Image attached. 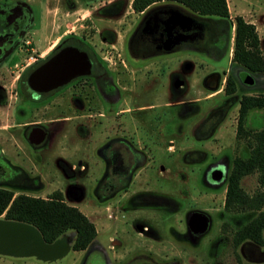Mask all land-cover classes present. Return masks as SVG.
Listing matches in <instances>:
<instances>
[{"label": "flooded vegetation", "instance_id": "flooded-vegetation-1", "mask_svg": "<svg viewBox=\"0 0 264 264\" xmlns=\"http://www.w3.org/2000/svg\"><path fill=\"white\" fill-rule=\"evenodd\" d=\"M92 1L94 0H0V186L12 189L13 195L19 192L29 194L27 191L42 188L40 181H33L40 179L38 173L28 172L20 160L15 159L17 152L21 157L27 152L36 155L42 151H54L59 134L75 119L79 121L80 129L86 132L90 130L87 119H97L102 126L106 119L122 118L129 114V110L149 111L147 109L154 104L121 106L125 95L132 94L135 90L141 93L146 90L144 87L140 89V85L132 87L127 84L129 70L134 76L142 68H145L143 72L148 75L160 74L150 63L158 62L156 68H159L160 63L165 61V55L180 49L204 48L203 50L218 55L223 53L222 48L214 44L218 31L210 29L206 20L189 13L181 4L157 0L138 11L131 7L136 12V17L128 27L123 43L126 60L146 62L127 65L123 61V55L117 53L118 60L110 64L107 62L109 57L102 53L100 41L108 39L113 42L116 39V28L109 27L107 32L103 29L97 31L100 38L97 40L91 38L93 31L86 32L85 27L78 30L63 28L68 23L59 21L64 14L62 8H66L65 14L69 15L77 11V5ZM98 8L95 10L102 14H115L117 0H107V3L103 2ZM187 16L190 18L188 22ZM98 18L105 19V16ZM76 19L78 17L73 21ZM151 67L154 69L152 72ZM226 72L239 75L243 81L247 76L237 68L232 69L230 65ZM168 77L172 80L174 91L183 86L180 70H172ZM211 78L214 79L211 85L215 87L216 77ZM180 101L177 106L182 108L183 100ZM171 102L175 101L169 100L165 105L175 104ZM223 110V106L222 110L219 107L211 108L207 117L199 123V128L207 129L208 133L213 131ZM162 114L165 121V111ZM154 116L162 119L160 114ZM167 140L171 139H161L160 143ZM144 146L145 144H137L131 137L114 132L105 135L97 147L93 148L101 161V170L91 186V195L103 205L104 215L109 220L113 219L111 206L120 215L128 217V203L136 205L150 200L146 193H123L133 182L135 171L147 160ZM170 146L168 143L166 148ZM195 150L191 153L198 152ZM203 157L201 154L199 162H204L205 165L202 172L196 173L197 179H192L191 186L200 192H215L224 183L233 157L226 154L206 160L207 156ZM195 159L190 154L189 160ZM79 162L80 159L78 164ZM165 183L166 186H171L166 180ZM34 184L38 188H33ZM64 189H58V196L65 202L79 201L85 196L77 183L70 182ZM153 198L156 199L155 196ZM71 202L69 204L75 205ZM189 203L190 206L184 207L179 219L183 226L181 231H176L171 223H167V229L169 232H177V237L197 243L201 235L210 228L211 214L197 209L191 201ZM223 214L224 211L220 216H224ZM131 223L137 232L147 230V226L138 220L131 218ZM197 227L202 228L194 231ZM117 242L119 241L108 235L106 239H93L85 246L75 248L73 241L67 237L61 241L65 252L59 256L41 258L0 253V264L178 263L175 259L177 257L172 255L156 260L150 251H145L131 239L121 240L124 245L119 252L123 255L119 256L117 252L114 255L112 252L119 247L114 245Z\"/></svg>", "mask_w": 264, "mask_h": 264}, {"label": "rangeland", "instance_id": "rangeland-1", "mask_svg": "<svg viewBox=\"0 0 264 264\" xmlns=\"http://www.w3.org/2000/svg\"><path fill=\"white\" fill-rule=\"evenodd\" d=\"M103 2L107 3V0L79 4L77 11L69 15L65 14L66 8H62L64 14L59 21L68 23L63 28L78 30L85 27L86 32H94L91 38L97 40L100 39L97 31L103 29L107 32L109 27L116 28L114 31L116 39H113V42L108 39L105 42L100 41L102 53L109 57L107 62L113 64L118 60V54L125 58L123 43L128 27L136 17V12L132 11L130 0H117L115 14H102L95 9H99L98 5H102ZM227 7L230 17L240 14L244 19L254 23L260 47L264 49V0H227ZM99 16H105V19H100ZM75 17L78 19L73 21ZM200 18L212 24L211 19ZM203 49L188 48L171 52L165 55V61L160 63L159 68H156L158 62H151L150 65L153 64L160 74L148 75L143 72L145 68L135 76L130 70L128 71L127 84L132 87L140 85V89L144 87L146 90L143 93L135 90L134 93L125 95L121 106L154 104L147 109L148 112L129 110V114L122 118L106 119L102 126L97 119H87L90 130L86 132L80 129L79 121L75 119L69 122L68 128H65L62 134H59L58 145L54 151H42L36 155L27 152L21 157L17 152L15 159L20 160L28 172H37L40 179L33 181L35 183L40 181L42 186L27 193L45 196L54 188L65 190V185L70 182L79 184L85 196L79 201L72 202L94 223L96 229L94 239L102 240L110 235L119 241L114 244L115 247L119 245L115 248V252H112L114 255L116 252L119 256L123 255L119 252L124 245L121 240L131 239L145 251H150L156 260L172 255L177 257L175 258L178 260L177 264H236L231 245L232 226H228L225 230L221 227L224 220V216H220L224 211V190L219 188L215 192L204 190L200 192L191 186L192 179H197L196 173L202 172L205 165L204 162H199L201 154L207 156L204 159L206 160L216 155L220 157L222 154L233 157L241 150L243 153L247 150L245 137L236 134L238 104L235 103V96H225L223 93L225 72L230 65L228 59L230 48L227 55L220 59L207 56L209 53ZM169 57H172V60H169ZM123 61L127 65L146 62L130 61L126 58ZM234 68L235 66H232V69ZM172 70H180L183 79V86L177 91L172 89L173 83L168 77V73ZM150 71L154 69L151 67ZM211 77H216L214 83L217 91L210 94L214 87L211 85L214 80ZM195 96L198 98H194ZM169 100H174L175 102L171 103L175 104L165 105ZM180 100H183L182 108L177 106ZM222 106L224 110L217 127L210 133L207 129H200L199 123L207 117L210 109L219 107L222 110ZM163 111H165V121ZM154 114H160L162 119L156 118ZM262 126H264V109H250L246 115V128L258 129ZM114 132L135 139L139 145L145 144L147 160L135 171L133 182L123 193H146L147 199L150 200L136 205L128 203L126 209L128 217L120 215V212L117 213L109 205L111 213L116 215L115 217L112 215L113 219L109 220L104 215L103 205L91 195V186L94 185L101 170V161L94 147H97L105 135ZM166 138L171 140L160 143L161 139ZM168 143L171 146L166 148ZM195 149L198 152L191 153ZM190 154L196 159L190 161ZM78 159H80L79 164ZM165 180L171 186H166ZM240 184L248 193L257 190L264 193V185H259L256 172L243 175ZM32 187L38 188V185L34 184ZM189 201L197 209L211 214L210 228L201 235L197 243L177 237V232H169L167 229V223H171L176 231H181L183 226L179 219L184 207L190 206ZM109 203L111 204V201ZM262 206L264 207V203ZM131 218L142 222L147 226V230L137 232L136 227L131 223ZM201 228L197 227L193 230L198 231ZM236 250L241 259L248 264L264 262V243L258 245L246 240L241 242Z\"/></svg>", "mask_w": 264, "mask_h": 264}, {"label": "trees", "instance_id": "trees-1", "mask_svg": "<svg viewBox=\"0 0 264 264\" xmlns=\"http://www.w3.org/2000/svg\"><path fill=\"white\" fill-rule=\"evenodd\" d=\"M154 1L157 0H131L130 5L138 11ZM169 1L181 4L199 17L211 19L209 27L218 31L214 44L222 48L223 53L215 55L208 52L207 56L220 59L231 48L228 57L230 66H235L250 79L243 81L233 72H226L225 75L223 93L235 96V103L238 104L236 134L245 137L247 150L233 156L226 179L219 187L224 188V220L221 227L225 230L232 226L231 245L236 264H248L241 259L237 246L246 240L258 245L264 243V193L259 190L248 193L240 184L243 175L256 172L259 185H264V126L246 128L248 111L252 108L264 109V49L260 47L254 23L240 14L230 17L226 0ZM59 193L58 189H54L44 197L22 192L13 195L12 189L0 186V218L32 224L46 242L66 236L73 241L75 248H81L94 239V223L77 206L63 201Z\"/></svg>", "mask_w": 264, "mask_h": 264}, {"label": "water", "instance_id": "water-1", "mask_svg": "<svg viewBox=\"0 0 264 264\" xmlns=\"http://www.w3.org/2000/svg\"><path fill=\"white\" fill-rule=\"evenodd\" d=\"M190 18L187 16V22ZM185 21V18H183ZM245 81H250L246 76ZM67 238V237H66ZM65 236L46 242L32 224L0 218V253L12 255H34L46 258L59 256L65 252Z\"/></svg>", "mask_w": 264, "mask_h": 264}, {"label": "crops", "instance_id": "crops-1", "mask_svg": "<svg viewBox=\"0 0 264 264\" xmlns=\"http://www.w3.org/2000/svg\"><path fill=\"white\" fill-rule=\"evenodd\" d=\"M226 1H227V0H226ZM169 60H172V57H170ZM216 91H217V90H216ZM213 92H215V90H214V91H211L210 94L213 93ZM194 98H198V96H195ZM191 99H192V98H191ZM196 100H198V99H196ZM1 254H2V253H1Z\"/></svg>", "mask_w": 264, "mask_h": 264}]
</instances>
